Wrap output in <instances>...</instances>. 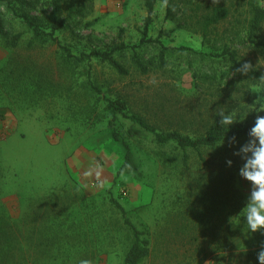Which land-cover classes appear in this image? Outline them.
Returning a JSON list of instances; mask_svg holds the SVG:
<instances>
[{
  "label": "rangeland",
  "instance_id": "374dc122",
  "mask_svg": "<svg viewBox=\"0 0 264 264\" xmlns=\"http://www.w3.org/2000/svg\"><path fill=\"white\" fill-rule=\"evenodd\" d=\"M53 1L0 0L7 33L22 34L16 49L0 36V228L15 237L13 258L0 264H123L133 242L125 217L147 233L150 252L141 264H234L220 249L227 214L234 211V219L235 208L240 213L250 202L236 186L244 160L234 153L245 144L184 151L159 144L131 117L163 134L193 137L192 129L208 125L215 100L235 101L236 116L238 103L264 116L253 110L264 107V85L239 101L240 77L213 56L219 46H203L200 35L167 20L164 2L148 29L155 42L141 44L144 0H94L86 18L56 33L62 46L38 40L30 47L34 33L20 17L49 32ZM122 44L114 57L126 75L92 56ZM234 45L246 60L264 56L241 40ZM61 47L84 60L64 65ZM108 100L125 102L127 117H114ZM185 112L190 131L182 128ZM124 141L136 173L119 174Z\"/></svg>",
  "mask_w": 264,
  "mask_h": 264
},
{
  "label": "trees",
  "instance_id": "16d2710c",
  "mask_svg": "<svg viewBox=\"0 0 264 264\" xmlns=\"http://www.w3.org/2000/svg\"><path fill=\"white\" fill-rule=\"evenodd\" d=\"M158 2H164V0H144L148 16L145 19L141 44L155 42L153 39L148 38V29L153 22L152 15ZM52 4L53 12L49 21V32L42 30L33 18L21 15L20 18L23 19L34 33L33 40L29 43L30 47L38 40L42 43L52 42L62 46L56 37V33L66 31L73 22L86 18L93 10L94 0H54ZM166 19L177 23L183 29L193 34L200 35L203 46H209L213 49L219 46L218 49H221V52L215 53L213 56L220 57L240 77L241 87L237 88L235 92L241 95L239 101H245L247 99L246 96H248L247 90L252 86L259 85L257 81L261 72H264V68L262 67L260 71H256V63L251 59L246 60L242 51L234 45L236 40H241L243 47L248 46L264 55V7L257 0H218L216 4H213L212 0H167ZM0 36H2L6 46L12 49L18 48L22 40L21 33H7L2 14H0ZM61 48L63 50L62 61L64 65L70 66L73 60H84L82 58L74 59L75 57L72 55L70 49L66 47ZM124 48L125 45L122 44L110 52L97 51L92 56L107 61L120 74L126 75L128 71L114 57L116 51L123 50ZM248 61L252 63L253 69L249 70L247 75L243 71H237V69L242 68L243 62ZM137 64L143 68V64L138 59ZM87 86L96 91V86L90 77H88ZM235 104V101H213L211 103L212 114H210L208 125L202 129H192L193 137L183 136L177 131L167 134L160 133L141 116L131 117V119L142 128L151 131L159 144L164 145L174 142L184 151L186 149L200 151L201 149L215 148L221 145L223 141L224 143H232V137H235V143L242 142L244 144L252 139L249 133L254 126L256 116L245 112V107L241 103L237 104L239 105L238 115L235 117L236 122L233 125L223 127L219 123L221 117L216 114V109L223 107L225 114L228 115L233 112ZM108 108L113 112L114 117H116L117 113L127 117L125 102L108 100ZM186 115L187 112L181 115L184 124L182 128L189 130L186 126L187 121L183 119ZM110 124V127L113 129V138L120 142V137L113 123L111 122ZM123 146L126 151L125 162L119 170V174L138 172V166L135 165L130 145L124 141ZM183 159L184 163L187 164L188 155L184 154ZM230 192L233 196L237 197L239 202L242 201L243 203L245 197L242 192L237 191L233 186ZM230 204L231 199L228 201V205ZM247 205L245 203L244 208ZM241 212L239 213L235 208L236 215L234 219L232 218L234 211L227 214V231L224 235L225 246H222L220 251L229 254L234 264H259L256 254L264 246V231L253 233L247 230L246 220ZM125 224L132 231L133 242L126 253L123 264H141L150 252L149 241L145 238L147 233L136 228L126 217ZM14 240L15 237L11 230L10 232H4L0 228L1 263L10 261L13 258L15 252L13 246Z\"/></svg>",
  "mask_w": 264,
  "mask_h": 264
},
{
  "label": "clouds",
  "instance_id": "9594fccd",
  "mask_svg": "<svg viewBox=\"0 0 264 264\" xmlns=\"http://www.w3.org/2000/svg\"><path fill=\"white\" fill-rule=\"evenodd\" d=\"M218 0H212L213 4H216ZM165 6L167 0H164ZM264 65V56H261L256 63V71H260ZM253 69V65L250 61L243 62L242 68L237 71H243L247 75L249 70ZM255 79V78H253ZM259 85H264V72H261L257 81ZM254 103H260L259 100ZM254 111L264 112V107L258 109L254 108ZM216 114L221 117L219 123L223 127H229L236 122V113L226 115L223 107L216 109ZM250 137L252 138L248 143L241 147L239 152L234 155L240 156L244 160V164L240 169V175L246 179L252 186L251 194L249 196L248 206L241 212L246 220L247 230L255 233L264 231V116L257 115L254 126L251 128ZM231 142L235 143V137L231 138ZM224 141L221 145H223ZM232 166V161L227 162ZM256 259L259 264H264V246L256 254ZM80 264H92L90 260H81ZM206 264H212L211 261Z\"/></svg>",
  "mask_w": 264,
  "mask_h": 264
},
{
  "label": "crops",
  "instance_id": "0c3cea01",
  "mask_svg": "<svg viewBox=\"0 0 264 264\" xmlns=\"http://www.w3.org/2000/svg\"><path fill=\"white\" fill-rule=\"evenodd\" d=\"M237 188L242 190L243 193L246 194L247 197L250 196L251 194V190H252V186L249 184V182L244 179L242 176H240L238 179H237Z\"/></svg>",
  "mask_w": 264,
  "mask_h": 264
},
{
  "label": "built area",
  "instance_id": "2783aa9c",
  "mask_svg": "<svg viewBox=\"0 0 264 264\" xmlns=\"http://www.w3.org/2000/svg\"><path fill=\"white\" fill-rule=\"evenodd\" d=\"M122 193H123L124 196L127 195V191H125V190H123Z\"/></svg>",
  "mask_w": 264,
  "mask_h": 264
}]
</instances>
